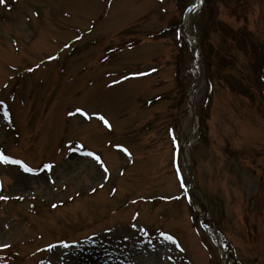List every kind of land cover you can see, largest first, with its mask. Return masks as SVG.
<instances>
[{"label":"rangeland","instance_id":"1","mask_svg":"<svg viewBox=\"0 0 264 264\" xmlns=\"http://www.w3.org/2000/svg\"><path fill=\"white\" fill-rule=\"evenodd\" d=\"M196 5L0 3V152L36 170L0 162V264H264V95L212 26L264 45V0Z\"/></svg>","mask_w":264,"mask_h":264},{"label":"trees","instance_id":"2","mask_svg":"<svg viewBox=\"0 0 264 264\" xmlns=\"http://www.w3.org/2000/svg\"><path fill=\"white\" fill-rule=\"evenodd\" d=\"M211 1L205 0L204 6L199 11L196 18H198L199 15L200 16L202 15L205 6L211 5ZM236 5L240 6L239 3H236ZM232 11L235 12L236 10L233 9ZM235 17L237 19L241 18V12L239 13L237 11ZM173 22L174 20L170 22L168 28H173L172 27L174 26ZM195 25L197 27V31H199L198 38L201 44L202 43L201 29L199 27V24H195ZM177 26L179 27V24ZM212 26L215 28L216 32L220 33L222 37L226 38V40H229L231 44L236 45L238 51L243 52L248 57L249 67L251 68V71L254 73L257 82H259V87L262 86L261 90L264 91V45L262 44V42L258 38H256L253 32L247 29L244 24L237 28H232V27H228L227 24L221 22H213ZM179 39H180L179 49H181L183 46L182 44L183 40L182 38H180V36ZM219 52L222 53L220 49ZM224 53L229 57L228 55L229 52L225 50L223 51V54Z\"/></svg>","mask_w":264,"mask_h":264},{"label":"snow or ice","instance_id":"3","mask_svg":"<svg viewBox=\"0 0 264 264\" xmlns=\"http://www.w3.org/2000/svg\"><path fill=\"white\" fill-rule=\"evenodd\" d=\"M2 2H3V0H0V3H2ZM49 58L53 59V57H49ZM29 71H31V69H29ZM77 113H79L81 116L88 117V113L85 112V110L83 108H81V107H77L74 112H68V116H70V117L71 116H75ZM94 115H96L97 118L100 121H102L103 124L107 128L111 129L112 125L109 122V120L105 118L104 115H101L99 113H94ZM88 118L90 119L91 117H88ZM117 147L121 148L124 153H128V150L126 148H123L120 145H117ZM70 150H74V149H70ZM84 154L87 155V156L93 157L100 164L101 168L103 169V174H104V175H102V178L103 179H107L108 177H107L106 174L108 173L109 169L104 165L103 161L101 160V157L96 155L94 152H87V153H84ZM128 154H130V153H128ZM0 162L5 163V164L12 163V164L20 165V167L23 169L24 172L32 173V172L36 171L35 169L29 167L28 164L24 163L23 161L16 160V159H11L9 156L5 155L3 152H0ZM51 168H52L51 164H45L44 165V169H51ZM0 199H7V197H0ZM53 207H56V205H53ZM0 246L8 247L7 244H3V245H0Z\"/></svg>","mask_w":264,"mask_h":264},{"label":"bare ground","instance_id":"4","mask_svg":"<svg viewBox=\"0 0 264 264\" xmlns=\"http://www.w3.org/2000/svg\"><path fill=\"white\" fill-rule=\"evenodd\" d=\"M200 2V0H195V4H198Z\"/></svg>","mask_w":264,"mask_h":264}]
</instances>
